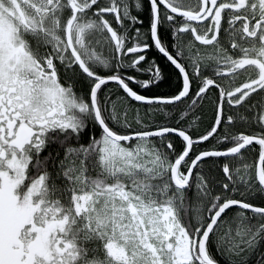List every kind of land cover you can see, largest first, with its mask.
Here are the masks:
<instances>
[{
    "label": "snow or ice",
    "instance_id": "obj_1",
    "mask_svg": "<svg viewBox=\"0 0 264 264\" xmlns=\"http://www.w3.org/2000/svg\"><path fill=\"white\" fill-rule=\"evenodd\" d=\"M0 264H264V0H0Z\"/></svg>",
    "mask_w": 264,
    "mask_h": 264
},
{
    "label": "trees",
    "instance_id": "obj_2",
    "mask_svg": "<svg viewBox=\"0 0 264 264\" xmlns=\"http://www.w3.org/2000/svg\"><path fill=\"white\" fill-rule=\"evenodd\" d=\"M150 56H151L152 58H157V55H156L155 52L150 53ZM160 63H161L162 65H164V66H167V65H166V61H164L162 58L160 59ZM169 71H171V69H169ZM175 83H176V77H175V75H172V77H171V84H172V86H174ZM158 91H161V92H168V91H169V86L164 85V86H162ZM210 117H211V109L207 106V103H205V114H204V123H205V124H207V123L209 122ZM186 126H187V125H185V127H186ZM92 131H94V130L90 128V129L88 130V132H86V133L84 134V135H85V139L87 138V136H88ZM97 134H98V133H97ZM205 146H207V145H205ZM50 150L55 151V150H56V146L53 145L52 148H51ZM255 202H256V203H259V201H255Z\"/></svg>",
    "mask_w": 264,
    "mask_h": 264
},
{
    "label": "flooded vegetation",
    "instance_id": "obj_3",
    "mask_svg": "<svg viewBox=\"0 0 264 264\" xmlns=\"http://www.w3.org/2000/svg\"><path fill=\"white\" fill-rule=\"evenodd\" d=\"M47 153H45V155H46Z\"/></svg>",
    "mask_w": 264,
    "mask_h": 264
}]
</instances>
